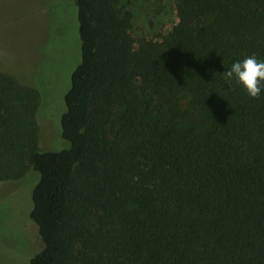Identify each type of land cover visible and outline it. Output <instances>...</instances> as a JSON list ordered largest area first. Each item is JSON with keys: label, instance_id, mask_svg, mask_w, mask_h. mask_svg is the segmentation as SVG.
<instances>
[{"label": "trees", "instance_id": "1", "mask_svg": "<svg viewBox=\"0 0 264 264\" xmlns=\"http://www.w3.org/2000/svg\"><path fill=\"white\" fill-rule=\"evenodd\" d=\"M75 2L69 148L40 150L39 91L0 70V183L40 173L29 264H264V87L223 75L264 62V0H176L140 41L121 0Z\"/></svg>", "mask_w": 264, "mask_h": 264}, {"label": "rangeland", "instance_id": "2", "mask_svg": "<svg viewBox=\"0 0 264 264\" xmlns=\"http://www.w3.org/2000/svg\"><path fill=\"white\" fill-rule=\"evenodd\" d=\"M133 13L132 35L162 39L179 15L176 0H121ZM82 59L75 0H0V70L36 88L39 148L63 150L65 96ZM40 173L30 168L17 180L0 183V264H29L45 242L31 218Z\"/></svg>", "mask_w": 264, "mask_h": 264}, {"label": "clouds", "instance_id": "3", "mask_svg": "<svg viewBox=\"0 0 264 264\" xmlns=\"http://www.w3.org/2000/svg\"><path fill=\"white\" fill-rule=\"evenodd\" d=\"M227 81L241 85L248 97L259 98L264 87V62L258 61L255 55L233 63L223 73Z\"/></svg>", "mask_w": 264, "mask_h": 264}]
</instances>
